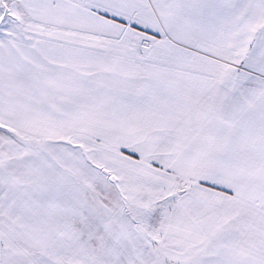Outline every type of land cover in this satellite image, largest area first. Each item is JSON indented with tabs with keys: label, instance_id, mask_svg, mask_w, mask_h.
<instances>
[{
	"label": "snow or ice",
	"instance_id": "snow-or-ice-1",
	"mask_svg": "<svg viewBox=\"0 0 264 264\" xmlns=\"http://www.w3.org/2000/svg\"><path fill=\"white\" fill-rule=\"evenodd\" d=\"M0 264H264V0H0Z\"/></svg>",
	"mask_w": 264,
	"mask_h": 264
}]
</instances>
